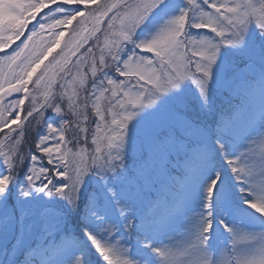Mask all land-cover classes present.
Here are the masks:
<instances>
[{
  "label": "snow or ice",
  "instance_id": "6c2138e0",
  "mask_svg": "<svg viewBox=\"0 0 264 264\" xmlns=\"http://www.w3.org/2000/svg\"><path fill=\"white\" fill-rule=\"evenodd\" d=\"M64 6L75 8L68 11ZM164 6V0H114L112 3L104 0H0V62L14 70L10 76L0 78V103L7 100L0 111V148H6L0 151V164L4 166V171L0 172V222H3L0 231L9 221L36 218L29 220L26 228L13 227L0 240V264H42V254L43 260L49 261L61 247L77 243L66 230V221L69 215L80 210L81 187L89 173L99 177L101 186L89 197L83 237L103 264H114L111 257L118 252L128 256V249L114 244L116 240L109 243L100 239L89 229L87 221L101 219L99 213L107 214L111 208L123 218L122 229L129 236L136 231L158 230L165 226L166 215H157L149 209L134 222L136 218L130 211L133 206L143 201L146 190L155 180L163 181L167 177V170L174 163L173 156L186 151L190 138H196L198 143L184 162L186 175L180 182L181 187L197 178L210 163L208 133L200 121L213 115L211 85L214 82L215 88L221 91L236 90L237 86L247 83L249 74L258 67L264 73V0H260V16L249 0L243 3L184 0V7L170 15L150 38L134 39L145 19ZM250 23L256 25L257 34L249 32ZM68 25H72L70 34L75 33L74 40L65 44L70 55H65L63 64L58 63L52 77L41 75L33 81L44 59L60 44L65 36L63 29ZM190 28L214 35L202 36L197 42L189 34ZM43 33L48 34V40L37 54L36 38ZM101 33L105 34L103 41ZM14 41L19 43L14 45ZM197 43L200 48L196 47ZM127 45H132V50L122 57ZM221 46L226 48L223 54ZM148 54L153 55L149 58ZM186 80L198 89V116L193 115L189 98L180 91L157 104L162 95L179 90ZM37 93H40L39 98ZM102 99L110 106L101 107ZM146 108L151 111L130 129V121ZM46 110L59 119L55 123L46 119ZM34 120L35 132L32 131ZM41 127L42 134L37 131ZM215 131L218 151L223 154L225 145L221 139L229 133V128L219 114ZM80 133H83V143H87L91 135L95 148L92 151L79 149L78 153H83L81 164L73 168L68 145L80 143ZM29 134L33 140L25 148V137ZM53 137L55 144L49 147ZM128 152H146L132 176L127 175ZM45 156L51 168L40 164L36 171L38 162ZM225 162L236 180L253 184L252 173L236 166L239 157L226 156ZM21 170L24 183L17 190L15 181ZM53 172L57 179L52 178ZM222 183L220 173L208 180L204 189L205 210L213 208L221 199ZM34 191L62 197L63 207L42 206L34 211L31 207ZM13 196L17 204L10 209ZM160 200L156 197L149 204L155 206ZM244 203L264 215V196ZM106 227L110 235L121 225ZM224 227L232 233L234 243L241 240L242 234L226 224ZM212 228V212L204 211L192 225L183 264H189L192 253H203L205 264H210L205 248ZM57 233L60 237L52 244L51 237ZM140 239L142 241L143 237ZM144 246L160 258V264H173L171 250L154 247L151 242ZM68 264L86 262L75 254ZM121 264L139 262L125 259ZM236 264H264V248L249 257L236 258Z\"/></svg>",
  "mask_w": 264,
  "mask_h": 264
},
{
  "label": "rangeland",
  "instance_id": "374dc122",
  "mask_svg": "<svg viewBox=\"0 0 264 264\" xmlns=\"http://www.w3.org/2000/svg\"><path fill=\"white\" fill-rule=\"evenodd\" d=\"M243 2L244 0H231V3H243ZM249 2L252 3L256 7V15L260 16L261 15L259 11L260 0H249ZM206 10H208L207 7H206ZM30 22L32 25L34 24L33 21L30 20ZM164 22L165 20L160 19L159 21L155 23L156 29H154L153 31H149V32H153L152 33L153 35L158 29V27L161 26ZM254 26L256 27L255 24ZM46 35H47L46 33H43L41 34V36L36 38L37 54L39 53L41 49L40 46L45 42L44 38L46 37ZM74 36L75 34L67 38V40L65 41V44L69 41L74 40ZM192 39L198 42L200 40V37L192 36ZM47 40H48V36H47ZM65 44L63 45L62 50L64 49ZM196 47L200 48L199 43H197ZM66 52H68V48L65 49L64 53ZM127 54L128 53L126 52V50H124V52L121 53L122 57L126 56ZM148 55H149V58H151L153 54H148ZM218 63H219V60H218ZM13 71L14 70L8 69L6 64L0 62V78H5L6 76H10L13 73ZM184 82L181 84V88L179 90H172L169 93L162 95L161 100L157 101V104H159L161 101L167 100L170 96L174 95L177 91L184 92L183 91ZM256 108L262 111V114L258 117V120H259L260 125L264 126V108L261 106L260 107L257 106ZM150 111L151 109L146 108L144 112L140 113L137 117H135L132 121H130L129 128L131 129L135 127L137 121L143 119L145 114ZM201 123L203 124V122ZM253 137H254V140H253ZM262 138L257 140V137L255 135H252L251 137L252 141L251 140L250 141L252 142L251 144L255 147V149L257 148V146L258 147L260 146ZM215 146L218 147L217 145ZM3 150H6V148H2L0 151H3ZM128 153L130 156L139 155V152H128ZM144 154H146V152H143V155ZM175 159H176L175 156H173L174 163L171 164L173 167H175V161H176ZM215 159H216L217 170H219L218 159L216 158V156H215ZM258 160L262 162L264 161V146L261 150V153L258 156ZM135 169L136 167H134L132 174L128 173L127 175L132 176L135 173ZM2 171H4V166L3 164H0V172ZM255 171L256 170H253L251 172L252 175H254ZM234 178H235V175H231V179H234ZM251 179L253 180V176ZM180 182L181 181L177 178L176 184L174 186V180L172 178L171 187L176 188L175 190L169 186H166L162 180H159V179L155 180L153 184L151 185L150 189L146 190L147 194L144 196L143 201L134 205L133 208L130 210L131 215L139 219L142 218L143 212L144 211L147 212L149 211V209H151L152 212L157 213V215L167 216L166 224L162 228H159L158 230H155V231H151V230L150 231H138L141 235H143L142 236L143 239L142 241L140 239L141 237L137 239L135 250L133 253L129 252L128 236L126 232L122 229L123 219L122 221L117 222L121 225V228L114 230L110 235L107 231L106 226L108 224L115 225L117 223L111 222L110 218L103 219L102 216L104 215V213H99V215L101 216V219L91 218L87 221V225L89 229L95 232L99 236L100 239L102 240L106 239L109 243L116 240L117 242L114 241L113 242L114 244L119 243L121 244L120 247L128 249V252H127L128 256H124L118 252L116 255L112 257L114 264H121V262L125 259L136 260L139 262V264H145V262H147V264H160V258L151 251V248L144 246V244L149 243V242H151L152 246L154 247L160 246L162 248H165L166 250H171L174 253L173 264H183V261L185 260L183 253L188 247V240H190V236L185 237V233L183 230L184 229L187 230V229L184 227L188 226L190 222L195 223L199 219L200 214L207 210L203 208L204 193H201L198 199L193 200L192 198H190V196L187 193H185L188 190V188L186 187V185L188 184L184 185V187H181ZM252 183L254 184L255 182L252 181ZM228 190L231 191L229 188ZM239 191H241V189ZM249 196H246L243 200H252L253 195L250 197ZM156 197L161 198L160 202L155 206H152L151 204H149V201H155ZM226 197L227 198L224 199L221 205L222 213L225 216L228 214L230 215V217L227 219L229 222H232L233 220L235 222L236 221L238 222V225L235 226L237 228L235 229L236 231H238L237 232L238 234H242L241 240L234 243L232 233L227 231L226 229H223L225 228L224 223L221 229L218 228V230H220L221 232L216 233V231L211 230L209 233L210 242L205 248V252L208 253L210 264H236V258L243 259V258L249 257L255 254L259 249L263 248L262 238L260 237V234L259 233L255 234L254 231H252V229L248 227L249 219H248L247 213L245 211L244 212L242 211V214H240L239 212L235 214L234 212L232 213L231 209L228 208V206L230 202L234 201V197H231L230 193H227ZM56 199L57 197L46 196L43 193L38 192V194H36L35 197L31 198V207L33 208L34 211L40 209L42 206H51V207L57 208ZM16 204H17V199L15 196H13V198L9 202V208L10 209L14 208ZM60 208H61V205L59 206V209ZM250 211H253V209H250ZM172 214H174V216L176 217L169 218L170 215ZM179 215H182V216L181 218L177 219ZM35 219H36L35 217H32V218L26 219L23 222L9 221L8 224L4 227V230L0 231V240H3L8 234V232L13 227L26 228L29 223V220H35ZM263 220H264V215H263ZM2 223L3 222H0V224ZM226 224L228 225L227 222ZM227 233L228 235H225ZM180 236L181 238H183L184 241L179 242L177 239H175V237H180ZM73 237L74 239L76 238L75 236ZM256 237L258 240L256 239L257 242L253 244V240H255L254 238ZM213 239L217 240L216 242L217 244L216 243L213 244V242H215ZM84 242L85 241L83 240L82 245H79V246L73 245L68 250V252L62 257L63 259L60 260L59 264H68L72 256L75 254L81 255L82 259L86 263L87 262L91 263L93 261V258L91 257L90 254L93 253L95 250L94 249L92 250L90 247L87 246L88 245L87 240H86V244ZM215 245L217 246V248H215ZM213 249H215L214 254H212ZM231 256H233L234 258L233 260ZM188 259H189V264H205V258H204L203 253H192Z\"/></svg>",
  "mask_w": 264,
  "mask_h": 264
},
{
  "label": "trees",
  "instance_id": "16d2710c",
  "mask_svg": "<svg viewBox=\"0 0 264 264\" xmlns=\"http://www.w3.org/2000/svg\"><path fill=\"white\" fill-rule=\"evenodd\" d=\"M26 141H27V140H26ZM27 142H28V141H27ZM27 142H26V143H27Z\"/></svg>",
  "mask_w": 264,
  "mask_h": 264
}]
</instances>
